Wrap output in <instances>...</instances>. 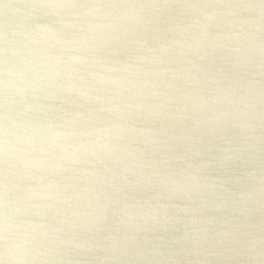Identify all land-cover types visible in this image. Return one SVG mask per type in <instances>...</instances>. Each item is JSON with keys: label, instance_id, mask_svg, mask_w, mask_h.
I'll list each match as a JSON object with an SVG mask.
<instances>
[{"label": "clouds", "instance_id": "clouds-1", "mask_svg": "<svg viewBox=\"0 0 264 264\" xmlns=\"http://www.w3.org/2000/svg\"><path fill=\"white\" fill-rule=\"evenodd\" d=\"M37 7L88 42L86 50L62 51H86L93 66L120 73L170 54L179 60L172 79L184 89L176 98L162 93L155 106L136 92L73 100L71 88L49 90L59 87L48 83L58 75L47 64L52 57L21 67L6 34L0 264H264V0ZM70 137L82 155L51 167L91 158L111 164V174L87 211L72 212L75 220L49 234L25 218L41 215L45 205L33 202L41 186L17 192L16 181L40 180L44 158Z\"/></svg>", "mask_w": 264, "mask_h": 264}, {"label": "water", "instance_id": "water-1", "mask_svg": "<svg viewBox=\"0 0 264 264\" xmlns=\"http://www.w3.org/2000/svg\"><path fill=\"white\" fill-rule=\"evenodd\" d=\"M144 2V0H0V114H2L3 103V47L4 38L7 34L12 41V53H15L13 60L21 67H25V61L32 60L39 62L48 57L47 64L50 70L58 73L48 81L59 87L51 88L57 94H67L66 89L71 88L70 98L75 100L78 95L92 98L100 97L107 100L115 97L117 91L125 97L130 92H136L144 97L143 102L153 106L160 104L158 98L162 93L169 97L176 98L184 89L183 81L172 79V73L178 68L179 60L170 54H161L163 63L157 62L154 65H145L136 72H111L99 66H93L92 58L86 51L72 52L62 51L63 49H87V40L81 39V34L75 30L63 29L57 23L58 17L51 15L49 10L37 7L42 4H91V3H130ZM258 2V0H257ZM72 15L79 9L70 10ZM45 28H53L55 32L37 31ZM57 39L74 41L67 45L58 44ZM55 45V47L53 46ZM70 56H83V61H71L57 63L54 58L67 59ZM172 61H175L173 63ZM29 69L30 65L27 66ZM155 71V75L152 73ZM109 78L120 81L119 84L112 83ZM211 87V85H209ZM199 93L194 94V103H199ZM96 101L91 104L95 108ZM67 108V106H65ZM80 141L76 137L61 139L56 150L47 154L42 163V171L37 175L40 180L16 181L17 192L29 186L41 187L37 190L33 202H39L45 207L41 209V215L34 213L26 216L36 224L44 225L41 230L51 234L52 229L64 228L69 219L75 220L72 215L74 211H87V204L93 198L105 191L102 186L101 177H108L111 173V164L100 162L89 158L88 161L73 166L68 170L53 168L51 165L60 164L61 157L69 159L82 155L77 151ZM96 172L97 175H91ZM4 183V165L2 153H0V221L3 218L2 196ZM88 189L87 192L83 191ZM79 194V199L76 198ZM43 264V262H41Z\"/></svg>", "mask_w": 264, "mask_h": 264}]
</instances>
